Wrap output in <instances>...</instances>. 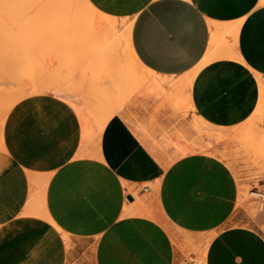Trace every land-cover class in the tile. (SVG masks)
I'll list each match as a JSON object with an SVG mask.
<instances>
[{
    "label": "crops",
    "instance_id": "obj_1",
    "mask_svg": "<svg viewBox=\"0 0 264 264\" xmlns=\"http://www.w3.org/2000/svg\"><path fill=\"white\" fill-rule=\"evenodd\" d=\"M88 2L116 19L120 35L124 25L130 28L132 51L155 74L156 88L164 93L155 96L140 90L130 99L128 95V103L112 79L115 95L109 94V100L119 101L120 96L123 106L94 133L96 124L85 121L78 109L88 101L93 103L85 95V103L81 94L78 100L74 98L77 102L54 93L59 98L36 95L14 107L10 143L26 148L25 162L48 167L42 206L51 222L41 214L32 215L29 172H18L9 198L5 201L0 196V264H195L193 250L208 235L212 237L204 264H264V236L248 225L231 224V212L240 197L227 164L237 158L231 163L241 171L244 149L252 151L243 134L252 133L254 146L256 134L264 137V128L256 129L259 120L253 118L261 112L258 118L264 119L260 88L264 83V0ZM236 22L235 47L231 51L228 45L224 52L237 53L240 60L217 57L196 70L190 80L188 74L216 45V34ZM123 42L121 38L117 49L104 50L100 60L90 57L94 63L88 54L82 53L83 58L98 63L99 68L101 62L116 63L117 72L125 67L142 71L123 53L127 46ZM115 52L119 57L115 58ZM87 67L79 79L57 75L51 79L66 84L92 82L90 77L99 75ZM98 79H92L96 87H100ZM185 96L187 105L179 107ZM173 100L178 110L171 108ZM171 102L172 106L167 105ZM197 121L215 130L207 132L209 137L203 133L204 138ZM241 127L244 140L234 139L237 145L223 140L215 144L216 138L231 137ZM206 140H212L211 145ZM211 148L215 155L209 153ZM219 153H232L233 158L231 154L229 159L221 158ZM249 193L259 198L254 189ZM188 256L190 261H186Z\"/></svg>",
    "mask_w": 264,
    "mask_h": 264
},
{
    "label": "rangeland",
    "instance_id": "obj_2",
    "mask_svg": "<svg viewBox=\"0 0 264 264\" xmlns=\"http://www.w3.org/2000/svg\"><path fill=\"white\" fill-rule=\"evenodd\" d=\"M4 2L5 3L3 8L0 9V57H1L0 62H2V65L0 66V69L2 70V74L0 72V77H2L0 78L1 79L0 82H2L0 84V89H4V92H7V90L9 91V89L10 90L15 89L19 85L23 86V84H26L27 82H29L30 84L34 83V85L36 84L43 86L45 83L50 81V79L55 75L59 76L61 79L81 78L82 70L87 66V64H89V62H87L83 58V55L88 53L85 51L84 46L81 45L76 46L75 44H70L71 43L70 34L72 35L73 29L70 28V26L66 27L62 25L61 23L62 20L63 22H65L68 16L70 15L73 16L72 10H69L71 7L75 8L73 9V12L74 10H76L78 6H79L78 8H82L81 5L82 3L79 0H74L71 1L70 3L67 0H14V2L13 0H4ZM69 4H71L72 6H70ZM91 15L92 14L90 13L87 14V16H90L89 19L96 18L95 15L92 16ZM71 16L69 18H71ZM73 35L75 37L76 32L73 33ZM110 63H107L108 65L107 64L101 65L103 67L100 66L101 72H99L100 73L99 86L101 88L103 87V89L106 88L105 92H107V94L110 95L113 94L112 96H114L115 92L112 89L111 81L112 79H114L117 69H119L120 66L116 63H112V62ZM107 67L111 68L112 70L114 68V70L111 71L110 69L108 71ZM106 72H110V73H106ZM106 74H108V76ZM110 76L112 77L110 78ZM53 80L56 84H63V85L72 84V83H67V84L62 83L59 81L58 78L51 79V81ZM73 84L78 88H80L81 85L84 83L74 82ZM28 85L27 87H29ZM27 89L29 90V92ZM27 89L25 87L26 91L25 90L21 91L24 92L25 95L21 93L23 96L19 95V97H16L18 98L17 99L18 101H16L5 114V119L2 127V134L0 137V196L2 197L3 200L6 201L9 198L10 187L12 185L13 179L16 176V174L21 171L23 172L28 171L29 172L28 174L30 176V180L28 184V187L30 188L28 203L30 205V208L33 210V208L38 209L40 203L42 202V201L39 202V200L40 199L43 200L45 182L46 179H48L50 172L49 170H47L48 167L47 168L44 167L43 164L38 163L37 165H34L29 162H25L24 160L26 159V148L21 145L14 146L12 144L14 143V141L10 143L11 136L14 135V124L16 121L14 107L16 105H20L25 100H29V98H31L32 96H36V95H50L54 97L57 96L45 90L42 91L39 89L40 92L31 93L30 89L29 88ZM76 92L79 93V91ZM8 93H6L5 95H9ZM84 95H86V93H84ZM185 108L186 107H184V109ZM20 118L21 116H19V119ZM196 124L203 129L204 133L215 130L214 128L208 125L205 126V124H202L199 121H197ZM255 127L256 129H263L264 119L256 123ZM202 137L205 138L206 136H202ZM229 139L228 137L222 136L218 140L232 142V139L230 140ZM207 142L208 141L206 140V143ZM209 153L211 155H215L212 153V148L211 150H209ZM261 157H262L261 151L257 153L246 149H244L243 151V157L241 158V171H240L239 179H241L240 183H242V181L244 183L242 184L239 183L240 185L238 186L241 185L244 186L243 188L246 189V192L244 193V190L242 188L239 195L240 197L239 203L238 201L236 202L237 200L236 197L235 210L231 212L232 213L231 224L233 225L239 223V224L248 225L258 230L264 236V231H263L264 224L261 225L263 229L261 226H259L260 224H257L264 219V209H263L264 204L260 207L259 206L257 207L256 204H254L255 207L252 205L255 209L251 206H249L248 208L244 204H240V202L243 201L245 195L248 194L250 196L249 193L250 190L254 189L255 192L256 189L258 191H264V184L256 183V180L262 176H260L259 178L256 177L255 180H253L254 171L258 169V166H262V165L264 166L263 164L264 161ZM258 161L261 162L258 163ZM263 170L261 168L260 171L259 170L257 171L260 174V172H262ZM262 173L264 174V171ZM42 184H44L43 185L44 187L41 186ZM40 186L42 187V191H39V188H41ZM149 187L152 190H154V186L149 185ZM37 190L39 191V194ZM36 196H38V198L40 196V199L38 200ZM144 196H147V194ZM241 196L243 197L241 198ZM256 199H258L260 203L263 202L260 201V199L257 197ZM35 202L37 203L39 202L38 203L39 206H37L38 204H36ZM41 207H39L37 214ZM243 207H246L248 209H245ZM250 207L253 209H251ZM256 207L260 208V210L256 209ZM250 210L251 211L259 210V211L252 214L253 212H251ZM40 213L41 212H39V214ZM257 213L260 214L261 220H258L257 216L259 215H255ZM32 215H34V213H32ZM201 239L202 237L200 238L198 247L193 250V253H195L196 255L195 264L198 258L200 247H202L201 242L203 239L202 240ZM190 260L191 259L189 256L186 257V261H190Z\"/></svg>",
    "mask_w": 264,
    "mask_h": 264
},
{
    "label": "bare ground",
    "instance_id": "obj_3",
    "mask_svg": "<svg viewBox=\"0 0 264 264\" xmlns=\"http://www.w3.org/2000/svg\"><path fill=\"white\" fill-rule=\"evenodd\" d=\"M69 3L71 2V1H74V0H67ZM82 4V8H76V10H74V12H73V9H75V8H70L69 10H72V13H73V16H71V18H69L70 16H68L67 17V20H65V22H63V20H62V25H64V26H70V28H72L73 30H74V32H73V30H72V35H73V33H75L76 32V36L74 37V35H73V37H72V35L70 34V36H71V43L70 44H75L76 46L77 45H81V46H84L85 47V51L88 53V56H89V58L91 57V58H93V59H99V57H103L104 55H102L103 54V52H104V50H107V49H110V48H112L113 46H117L118 47V40L120 41V39L121 38H123V39H125V42H126V44H127V46L125 47V42H123V44H124V47L126 48V50H125V48H124V52L123 53H127V54H129L131 57H132V61H134L133 62V64L134 65H136L135 66V68L138 66V67H140V68H136L137 70H142V71H139V72H135L133 69H131V68H127L126 69V67H125V70L124 69H122L121 71L119 70L118 72H117V74H116V78L114 77V86H116V88H117V90H121L120 92H121V94L123 93L124 95H123V98H124V100H125V102H126V99H128V95H129V99H130V97H131V95H132V97L139 91V90H142V89H144L143 91L144 92H146V93H155L156 95L155 96H158V95H162L163 93H164V89H162V88H156V82L154 83V81H155V74L154 73H152V72H150V71H148L147 69H145V67H143V65H141V63L137 60V58H136V56H135V54H134V52L132 51V48H131V45H130V40H129V33H130V28H128L127 27V25H124L123 27H125L124 28V33L123 34H119V26H118V23H117V21H116V19L115 18H111V17H108V16H106V15H103L102 13H100V12H98L95 8H93V6L88 2V0H79ZM13 2H14V0H13ZM4 0H0V9H2L3 8V6H4ZM73 3V2H72ZM71 3V4H72ZM76 3V2H75ZM74 3V4H75ZM71 4H69L70 6H72ZM73 4V5H74ZM69 6V7H70ZM86 12H87V14H92V15H95L96 16V18L95 19H89V17L90 16H87V14H86ZM91 15V16H92ZM2 18V17H1ZM239 22V21H238ZM124 24V23H123ZM238 25H239V23H232V24H230V26L229 27H225V29H224V31H221L222 33H220V34H216V36H215V39L213 40V42H217L216 43V45L215 46H213L211 49H209V52L206 54V56H205V58H204V60L202 61V62H199V64L195 67V69L193 70V72L192 73H189L188 74V76L190 77V80H191V76H192V78H193V74L195 73V71L196 70H198L201 66H203L204 64H206L207 62H210V61H212V60H214V59H216L217 57H228V58H233V59H237V60H240V57L238 56V54L237 53H229L228 55H226V53L224 52V49L228 46L229 47V50H233V48L235 47V42H236V35H237V30H238ZM216 31V30H215ZM123 32V31H122ZM121 32V33H122ZM227 37L228 38H231L232 39V43L229 41V43L230 44H228V42H226V40H227ZM15 40H16V38H15ZM230 40V39H229ZM109 41V42H108ZM15 42V41H14ZM87 42V43H86ZM91 42H94V43H91ZM212 42V43H213ZM13 43V42H12ZM11 43V44H12ZM10 44V45H11ZM89 44V45H88ZM91 44H93V45H91ZM13 45H15V44H13ZM17 45V44H16ZM86 45V46H85ZM18 46V45H17ZM123 46V45H122ZM212 46V45H211ZM115 47H113V48H115ZM117 47H116V49H117ZM119 47H121V46H119ZM115 50V49H114ZM14 51V50H13ZM116 52H117V50H115ZM126 51V52H125ZM115 52V53H116ZM129 52V53H128ZM123 53H120V54H123ZM117 55H115V58L118 56L119 57V55H118V53H116ZM105 57V56H104ZM125 57H127V56H125V54H124V60L126 59ZM1 58V57H0ZM90 58V59H91ZM93 59H91V60H93ZM90 60V61H91ZM96 60V61H97ZM100 60V59H99ZM117 60H118V58H117ZM94 61L95 60H93L92 62L94 63ZM126 61V60H125ZM92 62H89L90 63V66H86L87 67V71H88V69H94L92 72L94 73V71L96 72V74L97 75H99V77L98 78H100V74H98L97 72H98V69H99V72H101V68H99L98 66V63H96L95 62V64H92ZM86 63V62H85ZM100 63V62H99ZM104 64H105V62H103ZM102 62H101V64H100V66L103 64ZM107 63V62H106ZM108 63H110V62H108ZM111 64V63H110ZM109 64V65H110ZM120 64V63H119ZM2 65V62H0V66ZM94 65V66H93ZM98 65V66H97ZM108 65V64H107ZM113 65V64H112ZM98 67V69H96L97 67ZM122 66V65H121ZM85 67V68H86ZM90 67V68H89ZM93 67H96V68H93ZM101 67H103V66H101ZM106 67V66H105ZM109 67V66H108ZM107 67V68H108ZM118 68V67H117ZM3 69V68H2ZM104 69V68H103ZM111 68H108V71L110 70ZM1 70V69H0ZM113 70H114V68H113ZM112 69H111V71H113ZM90 71V70H89ZM105 71V70H104ZM103 71V72H104ZM1 72V74H2V70L0 71ZM4 72V71H3ZM105 73V72H104ZM106 73H110V72H106ZM97 75H95L96 77H97ZM107 76H108V74H106ZM113 75V74H112ZM3 76V75H2ZM16 77V76H15ZM112 76H110V78H111ZM0 78H2V77H0ZM10 78V77H9ZM91 78V81L92 82H88V83H84V84H82L81 85V87L80 88H78L77 86H75L73 83L72 84H68V85H63V84H56L55 82H54V80L53 81H48L47 83H45L43 86H41V85H34V83H32V84H30L29 82H27L26 84L29 86V87H27V85L26 84H23V86H20L21 88H22V90H21V88L19 87V86H17L15 89H9V91L7 90V92H4V89H0V135H1V129H2V125H3V122H4V119H5V114L7 113V111L10 109V107L16 102V101H18L17 99L18 98H16V97H19V95H22V94H24V92H21V91H24L25 90V87H26V89L27 88H29L30 89V92L31 93H36V92H40V90H45V91H48V92H50V93H54V94H57L58 96H61V97H64L65 99H67V100H69V101H73L74 100V98L75 99H77L78 100V98H80L79 97V95L81 94V98H80V100H81V102H82V100H83V102L85 101L83 98H84V96H82V95H84V93H86V95L85 96H87V98L89 97V98H92V99H94L93 100V103H91V102H89L88 101V104H85V107L84 106H82V107H79V106H81V105H83V104H81V105H78V109H79V111H80V113L83 115V116H85V118H87V120H85V121H88V123H90V122H92V124H96V125H93V127L95 128V126H97L96 128H95V130H93V133H94V131L95 132H97L98 130H97V128L98 129H101V127L103 126V124L106 122V120L115 112V111H117L118 109H120L121 108V106H123V101L124 100H122V97H120V96H117V98H120V100H122V101H116V102H112L111 100H109V98L111 97L109 94H107V92H105V89H103V88H100V87H96V84L94 83V79H98V78H95V77H90ZM105 78H107V77H105ZM89 79V78H88ZM87 79V80H88ZM93 79V80H92ZM115 79L117 80V81H115ZM185 79V78H184ZM259 79V78H258ZM257 79V80H258ZM1 80V79H0ZM99 80V79H98ZM97 80V81H98ZM109 80V79H108ZM262 80V79H261ZM171 81H172V79H171ZM184 81V80H183ZM117 82V83H116ZM165 82V81H164ZM2 82H0V84H1ZM98 83V82H97ZM173 83V82H172ZM184 84V83H183ZM182 84V85H183ZM190 84V83H189ZM25 85V86H24ZM185 85V84H184ZM183 85V86H184ZM31 86V87H30ZM32 86H34V87H32ZM39 86V87H38ZM155 86V87H154ZM158 86H160V85H158ZM23 87H24V89H23ZM36 87V88H35ZM84 87H85V89H84ZM188 87V86H187ZM259 87V86H258ZM260 88H261V92H262V95L264 94V83H260ZM259 88V89H260ZM20 89V90H19ZM32 89V90H31ZM40 89V90H39ZM183 89V88H182ZM181 89V90H182ZM17 90V91H16ZM28 90V89H27ZM117 90H115L116 92H118ZM181 90H178L177 89V91H179V92H181ZM26 91V90H25ZM76 91H79V93L78 92H76ZM81 91V92H80ZM83 91V92H82ZM176 91V90H175ZM183 91V90H182ZM9 92V93H8ZM19 92V93H18ZM28 92H29V90H28ZM163 92V93H162ZM185 92V91H184ZM259 92H260V90H259ZM6 93H8L9 95H5ZM22 93V94H21ZM30 93V94H31ZM83 93V94H82ZM17 94V95H16ZM182 94V93H181ZM183 94H185V93H183ZM25 95V94H24ZM113 95V94H112ZM259 95H260V93H259ZM23 96V95H22ZM56 96V95H55ZM78 96V98H76ZM115 96V97H116ZM155 96H153V97H155ZM183 96V95H182ZM182 96H180V97H182ZM83 97V98H82ZM179 97V98H180ZM186 97V96H185ZM182 98V100L181 101H183L184 102V104L180 101V103H182V104H180V106L179 107H181V105H187L186 104V102H187V97L186 98ZM260 97V96H259ZM21 98V97H20ZM19 98V99H20ZM108 98V99H107ZM149 98V97H148ZM115 100H116V98H114ZM129 99H128V101H129ZM132 99V98H131ZM137 99V98H136ZM172 99H174V98H172ZM260 99V98H259ZM96 100V101H95ZM138 100V99H137ZM178 100H180V99H178ZM71 101V102H72ZM76 100H74L73 102H75ZM87 101V100H86ZM85 101V102H86ZM90 101H92V100H90ZM135 101V100H134ZM133 101V102H134ZM147 101V100H146ZM260 101H262L261 99H260ZM77 102V101H76ZM79 102V101H78ZM84 102V103H85ZM140 102V101H139ZM128 103H130V101L128 102ZM149 103V102H148ZM260 103V102H259ZM76 104V103H75ZM125 104V103H124ZM172 104V102L171 103H169V104H167V105H169V106H172L171 108H175L176 110H178L177 108L178 107H175V105H174V100H173V104ZM176 104V103H175ZM261 104V106L263 105L262 104V102L260 103ZM260 104H258V107H260ZM158 105V104H157ZM163 106H164V104H162ZM161 105V106H162ZM161 106H159V107H161ZM166 106V105H165ZM165 106H164V108H165ZM184 106V107H185ZM264 106V105H263ZM263 106H262V109H263ZM156 108V107H155ZM166 108H168V107H166ZM182 108H183V106H182ZM174 109V110H175ZM260 109V108H259ZM166 110H169V109H166ZM264 110V109H263ZM171 111V110H170ZM260 113L261 112H258V114L259 115H255L254 116V114H253V118L256 120V118H257V120H259L260 121V118H258L259 116H260ZM262 116V115H261ZM263 117H261V119H262ZM196 120H197V117H196ZM252 119L250 120V118H249V120H248V122L249 123H252ZM93 122H95V123H93ZM90 128V127H89ZM194 128H196V126L194 125ZM236 129H234V131L236 130L237 131V127H235ZM87 129V128H86ZM233 128H231L230 129V131H233L232 130ZM240 129L242 130V127L241 128H239L238 130V132L239 133H237V134H240L241 135V137H239V135L237 136V134L235 133H233L234 135L233 136H231L232 134H229V133H231V132H229V133H227V134H229L231 137H229L228 136V139L230 138H232V140L234 141V139H238V138H240L239 140H244V137H243V135L245 136V139H247L246 141V143L245 144H247L248 146H247V148H249V147H251V148H249V149H252V151L253 150H256V148L257 147H259V148H261V149H259L258 148V152L259 151H261V150H264V143L263 142H258V141H263V139H264V137L263 138H261L260 136H263V135H260V133H259V135L258 134H256V136H258L257 138V142L255 143V146H254V144H252L253 143V140H252V138H251V136H249V134L250 135H252V133H246V134H241V133H243V130H242V132L240 133ZM87 130H89V129H87ZM91 130V129H90ZM89 130V131H90ZM91 130V131H92ZM195 130V132H196V135L197 134H200V130H199V132H197L198 130L197 129H194ZM197 130V131H196ZM227 130H229V129H227ZM219 131H220V128H219ZM217 132V135H218V133H220V132ZM187 132V131H186ZM92 133V134H93ZM201 133H202V136L205 134L206 135V133H204V132H202L201 131ZM204 133V134H203ZM87 135V134H86ZM195 135V136H196ZM204 135V136H205ZM207 135H208V133H207ZM213 135V137H216L214 134H212ZM93 136V135H92ZM236 138H235V137ZM246 136H248V138H246ZM199 137H200V135H199ZM207 137V136H206ZM208 137H209V135H208ZM238 137V138H237ZM202 138V137H201ZM261 138V139H260ZM229 139V140H230ZM260 139V140H259ZM211 142H209V144L210 143H212V140H210ZM214 141V140H213ZM216 143L215 144H217L218 143V139L216 138ZM202 142V141H201ZM248 142H250V143H248ZM232 144L233 143H235V141L234 142H231ZM263 143V144H262ZM232 144H230V146L232 145ZM259 144V145H258ZM201 145H203V144H201ZM200 145V146H201ZM208 145V144H207ZM211 145V144H210ZM235 145H237V143H235ZM263 147H262V146ZM204 146H206V144H204ZM212 146H213V144H212ZM253 146V147H252ZM201 149H202V147H200ZM209 148V147H208ZM232 148H233V145H232ZM234 148H238L237 146L236 147H234ZM233 148V149H234ZM233 149H231L230 151H232ZM187 150V149H186ZM204 150V149H203ZM237 150H239V148L237 149ZM237 150H235V152L237 153ZM201 152H202V150H200ZM234 152V151H233ZM255 152V151H254ZM264 151H261V156L262 157H264V153H263ZM230 154L232 155V153H219V155H220V157L221 158H224V159H229L230 158ZM261 157V158H262ZM231 158H233V155H232V157ZM235 158V157H234ZM263 159V158H262ZM261 159V160H262ZM235 161L237 160V158H235L234 159ZM234 160H231V162L232 161H234ZM228 161V160H227ZM235 161H234V164H235ZM264 161V160H263ZM230 162V164L229 163H227L228 165H230L231 167H232V170H233V174L235 175V178H236V181L238 182V185H240V184H242V183H244L243 181H242V183H240L241 181V179H239L240 178V171L235 167V166H233L234 164H232ZM259 162H261V161H258V163ZM226 163V162H225ZM263 163V162H262ZM264 164V163H263ZM230 167V168H231ZM257 168V167H256ZM261 168H262V170L264 169V166L262 165V166H258V169H256V171H254V174H253V176H254V179L253 180H255V178L257 177V178H259L260 176H262V177H260L259 179H257L256 180V183H258V184H264V174L262 173V172H260V174L258 173V171L257 170H261ZM257 172V173H256ZM249 173V172H248ZM261 173H262V175H261ZM256 174V175H255ZM258 175V176H257ZM253 176H252V178H253ZM244 178V177H243ZM248 178V177H247ZM250 178H251V176H250ZM245 181V180H244ZM46 183V182H45ZM240 183V184H239ZM44 184H42L41 186L42 187H44L43 186ZM40 186V187H41ZM42 187L41 188H39V191H42ZM244 186H239V195H240V192H241V190H242V188H243ZM149 188V187H148ZM41 189V190H40ZM135 190V189H134ZM38 191V190H37ZM39 191H38V194H39ZM146 191V190H145ZM147 191H148V189H147ZM258 190L256 189V192L254 193V194H256L259 198H260V201H263V202H259V200L258 199H256V198H254V197H250L248 194L247 195H245V197H244V199H243V201L242 202H240V204H244L245 206H247L248 208H249V206H251V207H253L254 206V204H256L257 205V207L259 206H262L263 204H264V193H261L260 191H258ZM131 193V192H130ZM37 194V195H38ZM41 196V195H40ZM40 196H39V198H38V196H36V198H38V200L40 199ZM253 196V195H252ZM132 197L134 198V195H132ZM137 197H138V195H137ZM144 197V196H143ZM44 199V198H43ZM139 199V198H138ZM141 199V198H140ZM37 200V199H36ZM135 200H136V198H135ZM142 200V199H141ZM33 201H34V199H33ZM32 201V202H33ZM40 201H42L41 199L39 200V202ZM138 201V200H137ZM140 201V200H139ZM138 201V203L140 204V202ZM38 202V203H39ZM36 204H38L37 202H35ZM41 204H43V201L40 203V206H39V204L37 205V206H39V207H41L42 205ZM141 205V204H140ZM253 205V206H252ZM241 206V205H240ZM264 206V205H263ZM34 207V206H33ZM39 207H38V209H39ZM137 207V206H136ZM242 207V206H241ZM250 207V208H251ZM255 207V206H254ZM253 207V208H254ZM256 207V209H259L260 210V208H257ZM43 208H45L44 206H42L41 208H40V210H39V212H41L40 214L42 215V216H44L46 219H48V216L46 215L47 213H45V211L43 210ZM139 208V207H138ZM253 208H251V209H253ZM37 209V208H36ZM36 209H34L33 208V211L35 210L36 211V213H37V211H38V209L36 210ZM145 209V208H144ZM255 209V208H254ZM262 209V208H261ZM264 209V208H263ZM259 210H257V211H259ZM32 211V212H33ZM35 211L33 212V213H35ZM251 211V210H250ZM257 211H251V212H253L252 214H254V213H256ZM39 212H38V214H39ZM134 212V211H133ZM137 212V211H136ZM147 212V211H146ZM141 214V213H140ZM147 214H149V212L147 213ZM262 214V213H261ZM255 215H259V216H257L258 217V220H261L260 219V214H255ZM150 216V215H149ZM254 216V215H253ZM153 217V216H152ZM255 217V216H254ZM48 221L49 222H51L49 219H48ZM257 224H260L259 226H261V225H263L264 224V219L263 220H261L259 223H257ZM166 225V224H165ZM167 226V225H166ZM170 225H168L167 227H169ZM262 227V226H261ZM262 229H263V227H262ZM171 230V229H170ZM170 230H169V232H170ZM173 231V230H172ZM264 231V230H263ZM208 233V232H207ZM213 234V233H212ZM172 236V235H171ZM175 236V235H174ZM173 237V236H172ZM211 235H208L207 237H202V242H201V246L202 247H200V250H199V254H198V258H197V260H196V264H204V259H205V252H206V248H207V245H208V243H209V241H210V239H211ZM186 239V238H185ZM177 241V240H176Z\"/></svg>",
    "mask_w": 264,
    "mask_h": 264
},
{
    "label": "water",
    "instance_id": "obj_4",
    "mask_svg": "<svg viewBox=\"0 0 264 264\" xmlns=\"http://www.w3.org/2000/svg\"><path fill=\"white\" fill-rule=\"evenodd\" d=\"M128 198L131 199V196H129Z\"/></svg>",
    "mask_w": 264,
    "mask_h": 264
},
{
    "label": "built area",
    "instance_id": "obj_5",
    "mask_svg": "<svg viewBox=\"0 0 264 264\" xmlns=\"http://www.w3.org/2000/svg\"><path fill=\"white\" fill-rule=\"evenodd\" d=\"M145 189H148V187H145Z\"/></svg>",
    "mask_w": 264,
    "mask_h": 264
}]
</instances>
